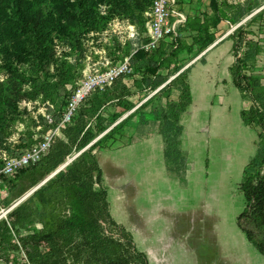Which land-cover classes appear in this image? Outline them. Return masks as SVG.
I'll use <instances>...</instances> for the list:
<instances>
[{
    "label": "rangeland",
    "instance_id": "obj_1",
    "mask_svg": "<svg viewBox=\"0 0 264 264\" xmlns=\"http://www.w3.org/2000/svg\"><path fill=\"white\" fill-rule=\"evenodd\" d=\"M212 2L213 0H192L189 3L192 6L188 10L192 9L193 13L182 8L187 21L179 27L177 48L170 50L167 46H162L143 55V59L138 62H133V55L136 51H143L141 44L145 40L144 25L138 19L113 14L103 3L97 5L98 12L106 15L99 30L85 32L77 38L61 34L53 36V50L44 70H40L36 63H31L28 59L22 58L20 63L17 62L19 57H14L12 50L7 48L5 56L12 58L13 64L18 66V72L12 75L10 67L5 64L4 55H0V83H13L12 98L15 102L3 113L2 122L6 125L5 141L15 150L30 147L40 140L41 134L55 129L56 125L43 130L44 123H52L54 115L62 112L65 101L84 73L93 67L102 68L106 61L115 63L126 57L130 59L132 72L122 79V84L128 89L122 101L107 102L95 107L98 100L102 99V92L94 91L81 103L70 125L78 118L80 109H86L83 117L87 120V125L93 124L91 128L98 134L92 141L101 138L114 126L110 132L112 135L102 138L94 149L104 174L103 185L107 191L109 213L116 223L132 235L135 246L146 254L149 264H224L223 259L230 251L232 258L236 254L244 256L245 252L251 257L253 253L255 256L252 264H264V256L253 245L248 242L253 249L251 252L249 245L242 243L240 238L236 241V236L232 234L235 232L245 238L235 220L245 207L239 184L246 163L260 143L261 131L258 120L251 113L254 107L252 92L235 87L233 78L237 74L253 75L260 84L264 83V0H215V10ZM213 17L219 19L217 24H214ZM203 25L210 31L207 38H214V44L212 42V46L210 44L206 47L213 48L204 55L211 67L206 71L192 72L195 65L204 61V58L203 55H191L188 48L192 43L190 35L196 34L194 30ZM232 33L242 40L241 45L236 48L229 38ZM225 34L228 36L222 39ZM247 45L251 46L254 54L251 60L243 61ZM149 57L163 58L161 62L164 64L159 70L163 75L175 67L168 78L174 75L178 67L183 70L188 66L186 79L167 85L173 84L176 88L188 85L189 89L194 87L199 94V97L193 98L190 91V102L185 109L191 104L186 120V128L191 131L184 136V148L192 149L190 153L193 164L198 165L199 169H194L191 177L185 176L186 173L180 177L182 186L180 189L176 188V193L171 195L172 203L179 212H174V221L168 226L171 230L166 231V235L171 237V253L168 254L161 247L156 255L150 252L152 245L146 241L148 237L143 233L144 227L136 231L132 227L133 222L129 221L132 216L127 213V210L131 211L134 207L135 213L146 217L150 208L157 211L160 209V197L166 198V181L161 176H146V169L139 165L147 160L151 161L154 168L160 165V149L163 148L162 141L157 139V117L165 88L160 91V88L149 90L144 84L142 77L149 76L145 71ZM237 58L239 63L236 62ZM199 79L205 83L200 84ZM220 88H224L226 94H221ZM145 96L150 98L142 104ZM196 97L201 101H195ZM126 101L130 102L129 109L125 108ZM222 109H228L224 112L232 119L230 140L213 134L217 130L213 127L214 123L224 115ZM239 119L243 121L240 127L236 123ZM54 138L67 141L62 130L57 131ZM77 140L78 137L74 136L68 142V148L63 152L65 161L62 165H66L88 146L77 147ZM185 153L188 155L187 151ZM248 155L250 156L247 157ZM128 160L127 163L131 166L123 164ZM2 184L3 181L0 183V190ZM4 193L2 191L0 194V221L6 218L8 211H5L16 202L5 206ZM190 211H194L192 215L200 220L183 216ZM175 224H180L177 230L174 228ZM207 224L209 234H205V237ZM36 227L39 225L29 226L31 230ZM185 228L188 231L185 232ZM162 235L165 234L159 231V227L153 230L154 238L159 239ZM228 236L230 250L223 245ZM9 245L14 249L15 240ZM11 253L10 249L3 251L4 261L8 260L4 255Z\"/></svg>",
    "mask_w": 264,
    "mask_h": 264
},
{
    "label": "trees",
    "instance_id": "obj_2",
    "mask_svg": "<svg viewBox=\"0 0 264 264\" xmlns=\"http://www.w3.org/2000/svg\"><path fill=\"white\" fill-rule=\"evenodd\" d=\"M151 2L152 0H0V55H4L5 64L10 67L12 75L18 72V66L13 64L12 58L5 56L7 48L12 50L14 57H19L17 62L20 63L22 58L28 59L31 63H36L40 70H44L53 50L54 35L77 38L103 26L106 15L98 12L99 3L107 5L113 14L138 19L144 25L145 32L146 18L143 14ZM213 7L215 10L216 5ZM213 18L214 24H217L219 19ZM194 31L196 34L190 35L192 43L188 46L191 55L199 54L214 41V38H207L210 31L206 25ZM234 34L229 38L236 48L241 45L242 40L237 39ZM178 45L179 42L176 48ZM162 46H167L170 50L176 49L170 42H161L158 48L150 52L136 51L133 62H138L143 59V55ZM253 54V49L247 45L242 60H251ZM162 60V57L147 58L145 71L149 76L142 77V80L149 90L161 86L175 69H169L164 75L159 73L164 64ZM236 62L239 63L240 60L237 58ZM180 69L178 67L174 71L175 76L168 83L174 84L186 79L189 67ZM122 79L120 76L104 89L94 90L102 92V101L98 100L95 107L107 102L122 101L128 91L122 84ZM168 83L158 90L165 88V104L161 106L157 117L158 133L162 138L163 158L167 168L182 176L187 169V158L180 147L182 125L179 117L190 102V89L188 85L176 88L173 84L167 85ZM12 84L0 83V164L2 155L15 157L22 152L20 148L12 149L6 143V125L2 122L3 113L15 102L12 98ZM233 84L238 89L252 92L254 107L251 113L258 120L261 129L260 143L246 163L239 184L245 207L236 217V225L264 256V83L260 84L253 75L237 74L233 78ZM148 100L149 98L142 104ZM126 103L125 108L129 109L130 102ZM85 111L86 109H80L78 118L62 129L67 141L54 138L46 154L13 175L2 178V189L7 192L5 206L20 199L63 164V152L68 148L72 137L77 136L76 146L82 147L89 145L98 135L91 128L93 124L87 125V120L83 117ZM61 114L62 112L54 115L52 123H44L43 130L57 125ZM113 128L114 126L81 150L63 168L6 213V218L0 221V259L3 258V251L10 249L12 253L4 255H11L9 264H149L146 254L135 246L132 235L116 223L109 213L107 191L94 149L102 138L112 135L110 132ZM31 224L39 227L31 230ZM12 240L16 242L14 249L9 245Z\"/></svg>",
    "mask_w": 264,
    "mask_h": 264
},
{
    "label": "built area",
    "instance_id": "obj_3",
    "mask_svg": "<svg viewBox=\"0 0 264 264\" xmlns=\"http://www.w3.org/2000/svg\"><path fill=\"white\" fill-rule=\"evenodd\" d=\"M145 32L146 41L141 44L144 52H150L159 47L161 42H170L176 48L179 27L183 26L187 20V15L182 11L177 0H152L150 6L145 11ZM132 72L130 59L127 57L115 63H106L102 68L93 67L76 84L71 96L67 99L61 114V120L55 129H49L41 139L30 147L22 150L19 156H2L0 164V183L3 177H9L19 169L28 166L36 161L40 156L47 153L55 133L61 131L67 123L71 121L74 114L85 98L95 89H104L116 78L128 77ZM70 161V160H69ZM8 210L5 211V213Z\"/></svg>",
    "mask_w": 264,
    "mask_h": 264
},
{
    "label": "crops",
    "instance_id": "obj_4",
    "mask_svg": "<svg viewBox=\"0 0 264 264\" xmlns=\"http://www.w3.org/2000/svg\"><path fill=\"white\" fill-rule=\"evenodd\" d=\"M191 1L192 0H177V3H178L179 8L182 11L185 12V10L182 9V8H185V9H187L186 12L193 13L194 11H192V9H189L188 10V7H191L192 6V4H189ZM194 5L197 6L196 4H194ZM225 21L228 22L227 20H225ZM227 36H228V34L223 35L222 36V39L226 38ZM216 39H218V37ZM212 44H214V42ZM212 44H211V46H212ZM212 48L213 47H210L209 46L208 48H205L204 50H202L201 52H199L198 55H200V56L203 55L204 61H202L201 63L196 64L195 65V69L192 70V72L193 71H206V70H209L210 69V67H211L210 64H209L210 61H208V58L206 56L204 57V55H206V53L208 51H210ZM192 75H193V73H192ZM174 76L175 75L169 77L168 80L166 81V83H168ZM198 82L200 84L201 83H205V81H202L200 79L198 80ZM166 83L164 82L157 89L163 87ZM192 86L193 85H191V87ZM229 90H231V89H229ZM190 91H191V95H192L193 98L195 96L199 97V94L195 91L194 87H192L190 89ZM224 91H225L224 88H220L219 89V92H221V94H226ZM150 97H151V94H150ZM197 97H196L195 101H199L200 100ZM127 99L130 100L129 98H127ZM147 99H148V97L145 96L143 102L146 101ZM164 104H165V98H163V102L161 101V105H164ZM190 105H189V107H187L180 114V117H179V121H180V123L182 125V132H181V136H180L181 149L183 151H187L188 152V155H186V158H187V169L185 170V173H186L185 176H189V177H191V174H194V171H195L194 169H196L198 167V165H194L193 164V158H192V155L190 153L192 149H190V147L189 148H187V147L184 148V143H185L184 136L187 135V134H189V132L191 131L190 129L186 128L187 116H188V114H189V112L191 111V108H192ZM225 110H228V109H225ZM225 110L224 109L221 110L224 113L223 117H221V119L218 122H215L214 123L213 127H214V129H217V130L213 134H214V136H217L218 135V136L224 138L225 140H230L228 138L230 136L231 129H232V127H231L232 119H231V116L228 113L224 112ZM236 123L240 127L241 124L243 123V121L241 119H239V120H236ZM157 139H159L160 142L162 141L161 135L159 133L157 134ZM160 156H161L160 165L155 166V168L152 167L150 160H147V162H144V163H141V164L139 163V165L142 168H145L146 169V176H151V177L161 176L162 179H164L166 181L165 182L166 183V198L163 199V198L160 197V201H159V205H158V207L160 209L158 208L159 209L158 211H157V209H155V210H153L151 208L149 210L147 209L148 212H149V215L146 216V217L143 216V215H141V214L135 213L134 207H133V209L131 211L127 210V213L132 216L131 219L129 220V221H131L130 223L133 222L132 227H134V229L136 231H138L142 226L144 227L142 229L143 230V233L144 234H147V237H148V238H146L147 239L146 241L147 242H151V245H152L151 248H150V252H151V254H155V255L158 252H160L159 248H161V247H163V249L166 250L165 252H169L168 254L171 253V251H169V247H170L169 246L170 245L169 241H170L171 237H169V235H166V231H168V229L171 230V228H168V226H169V224H171L174 221L173 220L174 212L175 211L176 212H179V209L176 207V205L172 203L171 195H173V194L176 193V188H179L180 189L181 186H182L181 181H180V177L181 176H178L174 171H172V170H170V169L167 168L166 162H165V160L162 157L163 156V148L160 149ZM249 156L250 155H248L247 157H249ZM127 162H129V160L128 161H124L123 164L125 166L126 165L131 166L130 163H127ZM98 164H99V159H98ZM136 167H138V166H136ZM198 169H199V167H198ZM102 174H103V172H102ZM136 175L137 174H135V176ZM103 180H104V176H103ZM189 190H190V187H189ZM2 191H5V193L3 195L5 197L7 192H6L5 189H1L0 190V194L2 193ZM193 212L194 211H190L188 214H183V216L186 217V218L194 219V220L195 219H199L200 220V218H197V217L193 216L194 215ZM180 213L182 214V212H180ZM159 217H160V219L162 218V220H160ZM236 217H235V220H236ZM163 222H165L166 224H163ZM179 225L180 224H178L177 226H176V224L174 225V226H176V227H174L175 230H177V227ZM208 225L209 224H207L206 233H204V236L205 237L207 236L205 234H209V232H208V229H209ZM157 227H159V231H161L162 234L163 233L165 234V235H162L159 239H157L156 237L154 238V236H153V230H155V228H157ZM166 227H167V229H166ZM187 229L188 228H185V232L188 231ZM232 234H234L236 236V238H235L236 241L238 240V238H240V241L242 240L241 241L242 243H244V244L246 243L247 245H249L250 242L247 240L246 236H245V238H246L245 239L244 237H240L235 232H232ZM229 236L226 239L227 242H225V244H223V245L230 250V247H231L230 245L231 244L229 243L230 242ZM154 240L156 242H153ZM223 245H221V247H223ZM251 245H249L250 248H251ZM252 250L253 249L251 248V252H252ZM165 252H164V254H165ZM231 252L232 251H230L228 253V255H225V258L223 259L224 264H249V263L252 264V261H253L254 256H255V254L252 253L251 254V257H249L248 254L245 252V255L244 256H240L239 254H236L235 255V258H232L230 256ZM7 258H8L7 261H4V258H1L0 259V264H2V262H7L8 263L9 262V259L11 258V255L7 256ZM233 260H234V262H232ZM236 260H237V262H236Z\"/></svg>",
    "mask_w": 264,
    "mask_h": 264
},
{
    "label": "water",
    "instance_id": "obj_5",
    "mask_svg": "<svg viewBox=\"0 0 264 264\" xmlns=\"http://www.w3.org/2000/svg\"><path fill=\"white\" fill-rule=\"evenodd\" d=\"M95 141V140H94ZM94 141L90 142L89 145L91 143H93ZM88 145V146H89ZM65 165H61L58 169H56L51 175H53L55 172H57L58 170H60L61 168H63ZM51 175H49L46 179H44L41 183H39L36 187H34L33 189H31L30 191H28L25 195H23L20 199H18L11 207L13 208L15 205H17L21 200H23L26 196H28L35 188H37L39 185H41L42 183H44Z\"/></svg>",
    "mask_w": 264,
    "mask_h": 264
}]
</instances>
